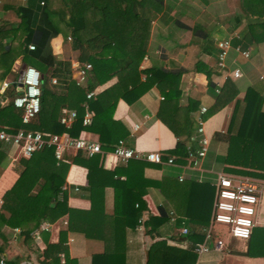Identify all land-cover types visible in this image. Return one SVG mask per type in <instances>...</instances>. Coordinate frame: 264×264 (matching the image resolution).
Instances as JSON below:
<instances>
[{"label": "trees", "instance_id": "16d2710c", "mask_svg": "<svg viewBox=\"0 0 264 264\" xmlns=\"http://www.w3.org/2000/svg\"><path fill=\"white\" fill-rule=\"evenodd\" d=\"M240 2L246 19V30L241 38L244 48L264 40V0ZM162 9L161 0H25L18 4H1V15L9 11L12 17H0V82L5 79L9 81V85L0 91V130L16 132L25 129L44 134L66 132L72 137L85 130L98 135L103 151L113 150L117 140L127 133L124 123L113 119V110L120 96L131 102L132 93L139 96L160 80L166 82L164 96L173 97L175 91H179L176 88L179 73L156 66L140 67L147 51L151 22ZM59 34L65 40L70 37L71 48L78 52V66L91 65L82 84L72 77L55 84L50 82V77L60 70L59 65L62 64L53 55L50 43ZM30 44L34 46L33 49L28 47ZM17 59L21 60V65L35 66L42 75L40 110L28 123L22 122V111L13 104L14 97L21 91L15 83L21 65L13 70ZM201 65L199 63L195 68ZM141 74L145 75L144 79H141ZM114 76L117 81L109 87L114 98L110 105L102 101L101 93L87 98L89 91H95L97 86ZM261 82L248 86L243 98L238 99V89L231 79L227 78L219 91L215 90V83L210 79L208 81L214 103L204 118L235 100L226 128V151L218 158L226 172L264 177V80ZM116 89L120 90L118 94L115 93ZM84 104L95 111L89 125L82 123ZM63 107L75 109L77 113L68 128L60 123ZM187 107L188 111L192 110L190 106ZM192 124L189 118L188 136L192 133ZM188 147L185 140L179 139L173 149L161 154L163 159L175 156V162L185 163L189 159ZM5 156L0 149V165ZM102 157L103 153L86 157L78 151L72 157L59 161L53 147H43L28 158L21 157L15 165L18 173L16 180L2 194L1 210L4 213L0 212V221L9 227L33 232L44 220L52 222L68 215L67 228L60 231L59 241L46 244L44 255L47 264H79V260L69 256L64 244L69 231L102 240L104 250L93 253L89 264H128L126 230L135 229L147 208L141 184L137 183L131 172L139 164L142 169L144 166L141 163L145 162L129 159L125 167L126 181L116 182L114 205L108 211L104 208V189L107 178H113L119 170L104 169L100 162ZM64 160L87 169L90 209L78 210L68 206L63 189L68 163ZM133 179L135 185L131 184ZM145 181L143 179V186L147 184ZM148 182L159 188L166 197L181 194V207L188 205L183 207L182 212L191 218L192 225L188 227L187 234L163 235L164 225L170 222L168 211L160 206L157 215L150 214L144 222L145 233L151 238L145 252V264L195 262L197 254L193 247L203 241L204 228L209 224L211 206L208 205L209 201L206 203L204 200L205 186L209 185L196 181L179 184L167 177L162 182ZM92 232L96 234L92 235ZM169 240L179 244L187 241L188 245H175L168 243ZM249 252L247 250L246 254Z\"/></svg>", "mask_w": 264, "mask_h": 264}, {"label": "crops", "instance_id": "0c3cea01", "mask_svg": "<svg viewBox=\"0 0 264 264\" xmlns=\"http://www.w3.org/2000/svg\"><path fill=\"white\" fill-rule=\"evenodd\" d=\"M161 1L163 9L156 14L151 22L147 51L141 59L140 67L156 66L173 73H179L176 83V88L179 91L174 89L176 94L173 97H166L164 96L166 82L156 81L149 89L143 90L139 96L132 93L131 102L120 96L113 110V119L124 123L127 128L126 135L120 139L141 153L169 151L176 146L179 139L185 140L189 147L197 146L194 138L198 127L197 119L200 116V108L206 106L209 110L214 103V94L208 87L209 79L215 83L216 88H220L227 78L231 79L238 89L236 96L238 99L243 98L248 86L264 80V40L257 44L246 45L244 48L241 45L243 44L241 38L246 30V19L240 6V0ZM24 2L25 0H0V5ZM1 16L11 18L12 14L9 11H4L2 15L0 12ZM68 38L69 36L65 40L63 35L59 34L51 39L52 53L62 63L59 65L60 70L50 77L52 84L67 80L69 77L78 79V52L71 48ZM221 39H229L232 43L226 57V66L223 69L217 66L218 48L216 43ZM236 47L248 50L249 56L241 55L236 51ZM199 63L202 65L196 69L195 67ZM20 65L21 60L17 59L13 70H16ZM236 68H240L242 75L234 79L229 75ZM207 72H209V77ZM261 76L263 77L261 78ZM144 77L145 75L141 74V79ZM116 81L117 77L114 76L95 89V94L101 93V99L106 105H110L114 100L109 87L115 85ZM118 91L120 90L116 89L115 93L118 94ZM262 93L264 94V87ZM234 104L235 100L207 118L205 117L204 129L210 144L205 157L198 163V169L189 170L187 168L190 163L189 159L185 163H177L174 160L171 165L133 159L145 162L141 163L144 166L142 169L140 164L136 165L131 175H134L137 183L141 184L140 189L144 193L143 199L146 201L147 208L138 219L135 229L127 228L126 230V243L129 245L128 264H145V252L151 243V238L145 233L144 222L150 214L157 215L160 206H164L168 211L170 219V222L163 227V235L181 234L182 224L187 227L192 225L191 218L182 212L183 207L188 206L181 207L182 195L166 197L154 184H149L148 180L162 182L163 178L167 177L179 184H187L190 181L206 182L209 187L205 186L206 198L204 200L206 203L209 201L208 205L211 206L210 222L215 195L213 181L217 172H226L222 169L223 166L221 162H218V158L222 157L226 151V128ZM187 106H190L192 110L188 111ZM63 109L75 110L63 107L61 116ZM189 118L193 121L190 136L187 135ZM80 134L91 141L100 143L98 135L95 133L82 130ZM0 149L6 155L0 165V212L4 213L1 210L2 194L16 180L18 173L15 170V165L22 156L19 149L9 144L1 145ZM76 153L74 150H70L62 158L72 157ZM83 154L89 157L85 153ZM172 157L175 158V156ZM64 161L68 163L63 185L68 206L78 210L90 209L87 169L71 163L70 160ZM100 162L106 170H115V168L119 170L113 178H107L108 183L104 189V208L109 211L114 205L116 182L126 181L125 167L130 161L116 160L111 150L103 152ZM181 176L183 178L180 180ZM245 176L255 179L260 187L258 218L262 220L264 219V177ZM143 179L147 183L145 186H143ZM131 184H134V179L131 180ZM193 189L196 190L195 187ZM67 225L68 215L52 222L44 220L33 232L9 227L0 221V259L3 258L6 263L11 264H47L48 260L44 255L46 244L57 243L60 231L66 230ZM95 232H92V235L96 234ZM36 233H38V237H36ZM214 238L218 237L214 235ZM220 238L225 243L221 250L216 249L212 239L208 242L209 251L203 253L199 259L196 258L193 263L264 264V226H255L250 239L247 240L232 238L225 232ZM168 243L179 244L171 242V240ZM64 244L69 256L79 260V264H89L93 253L104 250V244L100 238H89L76 231L66 233ZM247 250L250 251L249 254H246Z\"/></svg>", "mask_w": 264, "mask_h": 264}, {"label": "built area", "instance_id": "2783aa9c", "mask_svg": "<svg viewBox=\"0 0 264 264\" xmlns=\"http://www.w3.org/2000/svg\"><path fill=\"white\" fill-rule=\"evenodd\" d=\"M70 39V37L68 38ZM217 66L223 69L226 66V57L232 44L229 39H221L217 43ZM33 49L32 44L29 45ZM244 57L249 56V51L235 48ZM90 63H86L84 67L77 69V82L82 84L86 80V72L90 67ZM242 75L240 68L231 71L230 75L236 79ZM40 71L31 65L25 66L24 69L19 71L16 84L20 87L21 91L13 99L15 107L22 111L21 120L23 123H28L33 119L40 110V98L42 93V80ZM55 82V80H54ZM9 85V81L4 80L1 82L0 91H3ZM219 91V87L215 89ZM95 96V91H89L87 98ZM85 111L82 117L83 125L91 124L95 111L84 104ZM208 108L202 106L200 108V116L197 119V130L195 135L196 147H188L189 170L198 169L199 161L205 157L210 140L205 134L204 123L205 114ZM75 110L63 109L60 123L65 127H70L76 118ZM137 127V126H135ZM9 144L19 149L22 157H30L32 153L38 151L43 147H53L54 154L57 159H62L66 152L74 150L75 152H83L87 156H92L95 153H103L101 146L98 142L91 141L83 135L72 137L68 133H52L44 134L41 131H32L19 129L16 132H9L0 130V146ZM112 153L116 160L120 162H127L129 159H143L153 163H166L173 164L174 157L169 156L166 160L163 159L159 151H148L141 153L139 150L134 149L125 144V141L119 139L115 144ZM183 176L180 177V180ZM215 195L213 201V209L211 219L206 228H204V239L200 243H196L193 247L194 252L197 254V259L205 252L209 251L208 242L214 240L216 249H222L225 246L224 240L220 237L214 238V227L216 225H228V231H224L232 238L247 240L252 233L255 226H264V219L258 218V204L260 202V187L257 181L249 176L229 174L223 171L216 173L214 181ZM46 228V227H45ZM181 235L188 233V227L182 224L180 229ZM38 237V233H36ZM186 247L187 241L179 244ZM0 264H6L5 259H0ZM194 264V263H191Z\"/></svg>", "mask_w": 264, "mask_h": 264}, {"label": "rangeland", "instance_id": "374dc122", "mask_svg": "<svg viewBox=\"0 0 264 264\" xmlns=\"http://www.w3.org/2000/svg\"><path fill=\"white\" fill-rule=\"evenodd\" d=\"M263 76H261V78H262ZM229 229H228V225L226 226V225H216L215 227H214V235L216 236V237H221V236H223V232L224 231H228Z\"/></svg>", "mask_w": 264, "mask_h": 264}, {"label": "water", "instance_id": "95a60500", "mask_svg": "<svg viewBox=\"0 0 264 264\" xmlns=\"http://www.w3.org/2000/svg\"><path fill=\"white\" fill-rule=\"evenodd\" d=\"M25 66H26V64H22V66H21V69H20V70L24 69V68H25Z\"/></svg>", "mask_w": 264, "mask_h": 264}]
</instances>
